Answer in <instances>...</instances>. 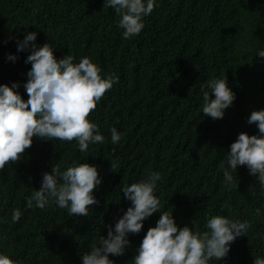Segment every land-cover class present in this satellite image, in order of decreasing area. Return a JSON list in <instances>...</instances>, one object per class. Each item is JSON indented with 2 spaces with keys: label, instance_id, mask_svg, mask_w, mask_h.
I'll return each instance as SVG.
<instances>
[{
  "label": "trees",
  "instance_id": "16d2710c",
  "mask_svg": "<svg viewBox=\"0 0 264 264\" xmlns=\"http://www.w3.org/2000/svg\"><path fill=\"white\" fill-rule=\"evenodd\" d=\"M155 5L142 31L125 39L121 17L104 0H0V84L18 83L15 91L24 101L31 47L18 51V42L28 32L37 33L38 46L49 43L57 60L71 55L78 63L86 56L102 77H118L88 117L103 143L81 152L76 141L33 137L21 159L0 170V254L17 264H82V254L99 236L107 237L108 226L114 229L131 206L122 187L152 172L160 174L154 190L160 211L173 212L178 227L207 231V220L216 215L251 224L226 257L209 264H253L264 257L258 175L238 166L231 186L223 177L238 134H259L247 120L252 111L264 110V58L257 55L264 50V0H155ZM225 77L236 99L223 119L213 121L202 112L201 86ZM113 127L121 135L117 144L111 142ZM110 160L117 162L114 170ZM74 163L96 166L101 179L93 192L98 203L88 216H69L51 199L43 209L35 202L26 207L43 173ZM15 209L22 215L13 223ZM160 211L143 221L138 234H128L123 255L109 254L114 264H134Z\"/></svg>",
  "mask_w": 264,
  "mask_h": 264
},
{
  "label": "clouds",
  "instance_id": "9594fccd",
  "mask_svg": "<svg viewBox=\"0 0 264 264\" xmlns=\"http://www.w3.org/2000/svg\"><path fill=\"white\" fill-rule=\"evenodd\" d=\"M155 6V0H104V7L114 8L121 17L118 26L124 30L125 39L142 31L143 18L150 15ZM36 39V32H28L24 40L18 42V51L31 47L25 61L31 63L24 84L28 100L24 101L15 91L19 88L18 83L11 87L0 84V170L17 163L32 146L33 137L76 141L81 152H85L90 144L104 142L98 126L88 117L106 92L118 83V77L114 73L102 77L101 68L86 56L78 63L73 62L71 55L57 60L52 46L49 43L38 46ZM257 55L264 58V50ZM8 59L14 61L16 57L10 54ZM201 92L202 112L213 121L223 119L225 110L236 99L226 77L210 79L201 86ZM247 123L256 124L259 134H238L226 156L228 166L223 169L224 182L231 186L234 182L232 172H237L238 166H246L250 175H258V183L264 191V110L252 111ZM110 132L112 144H117L120 133L114 127ZM110 165L112 170L118 166L114 160H110ZM159 179L160 174L152 172L148 179L122 187L131 206L115 223L114 229L108 226L107 237L99 236V243L93 242L90 251L82 254V264H114L109 254H124L130 244L128 234H138L143 221L160 211V201L154 195ZM100 183L96 166L74 163L61 171L59 165H54L51 173H43L41 187L32 192L26 207L32 208L35 202L36 208L43 209L51 199L59 208L67 209L69 216H88L90 206L98 203L93 192ZM255 211L259 215L260 209ZM160 213L156 226L150 227L143 237L138 254L133 258L134 264H209L213 258L226 257L231 243L251 227L247 221L216 215L207 220V231H193L188 226L178 227L173 212ZM21 215V211L15 209L12 222H18ZM0 264L17 262L0 254ZM253 264H264V257H255Z\"/></svg>",
  "mask_w": 264,
  "mask_h": 264
}]
</instances>
